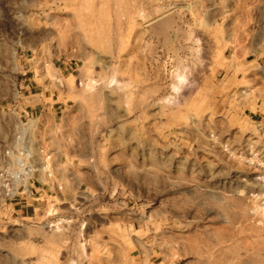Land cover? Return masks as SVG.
Returning a JSON list of instances; mask_svg holds the SVG:
<instances>
[{
  "label": "rangeland",
  "instance_id": "obj_1",
  "mask_svg": "<svg viewBox=\"0 0 264 264\" xmlns=\"http://www.w3.org/2000/svg\"><path fill=\"white\" fill-rule=\"evenodd\" d=\"M231 30L264 40V0H0L2 95L20 58L76 67L30 120L58 191L0 205V264H264V63Z\"/></svg>",
  "mask_w": 264,
  "mask_h": 264
},
{
  "label": "crops",
  "instance_id": "obj_2",
  "mask_svg": "<svg viewBox=\"0 0 264 264\" xmlns=\"http://www.w3.org/2000/svg\"><path fill=\"white\" fill-rule=\"evenodd\" d=\"M230 31L226 37L225 50H232V65L245 64L244 58H239L236 51L244 46L251 48L253 61L264 63V40L256 46L243 45V41L237 38V32ZM240 41V42H239ZM225 51V53H226ZM25 61V62H22ZM22 70L12 79L15 87L12 92L2 95L0 92V108L3 114L16 116V118H38L45 115H53L58 118L65 110L66 102L61 98L62 86L65 85L63 79H68L73 75L76 67L74 63L56 59L20 58ZM24 63V64H23ZM50 64L51 71L55 78L48 76L46 66ZM39 68V69H38ZM7 96L9 98H7ZM52 186L42 178H36L32 182V197L17 196L8 204L9 209L18 212L21 218L31 217L36 209L49 194H54ZM146 264H161L152 261V256ZM142 261H145L142 257Z\"/></svg>",
  "mask_w": 264,
  "mask_h": 264
},
{
  "label": "built area",
  "instance_id": "obj_3",
  "mask_svg": "<svg viewBox=\"0 0 264 264\" xmlns=\"http://www.w3.org/2000/svg\"><path fill=\"white\" fill-rule=\"evenodd\" d=\"M3 114L0 108V128L6 129V135L0 140V205L17 196L32 197V182L36 178L46 180L55 193L58 188L54 181H48L51 176V154L41 144L35 150L33 142V124L30 120L38 118L11 119ZM15 122V123H14ZM38 174L44 177H36Z\"/></svg>",
  "mask_w": 264,
  "mask_h": 264
},
{
  "label": "bare ground",
  "instance_id": "obj_4",
  "mask_svg": "<svg viewBox=\"0 0 264 264\" xmlns=\"http://www.w3.org/2000/svg\"><path fill=\"white\" fill-rule=\"evenodd\" d=\"M232 258V257H231ZM225 260H226V258H225ZM223 263V262H222ZM215 264H217V263H215Z\"/></svg>",
  "mask_w": 264,
  "mask_h": 264
}]
</instances>
